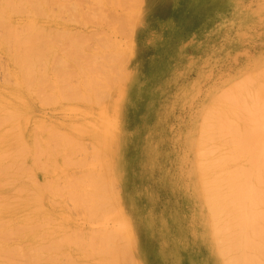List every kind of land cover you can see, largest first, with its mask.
<instances>
[{"label": "rangeland", "instance_id": "1", "mask_svg": "<svg viewBox=\"0 0 264 264\" xmlns=\"http://www.w3.org/2000/svg\"><path fill=\"white\" fill-rule=\"evenodd\" d=\"M48 11L51 17L39 19L47 32L42 30L41 50H49L45 51L48 57L43 58L44 51L40 57L48 62L44 64L42 59L41 67L45 66L38 74L40 83L34 94L25 90L20 105L25 125L24 163L33 169L27 173L26 182L30 185L31 174L39 175L41 182L56 180L57 175H77L69 180V189L81 192L93 182L87 194L80 193L90 199L88 193L93 187H99L100 180H109L99 163L100 156L93 151L94 143L107 154L106 170L110 171L108 159L117 166L113 186L111 178L109 186L120 198L118 202L115 195L114 204L111 197L106 199L107 204L101 199L103 208L91 210L89 216L85 199L77 206L65 187H46L42 204H33L37 221H28L25 232L10 243L21 250V263H153L154 249L163 240L171 245L173 231L182 244L185 264L193 260L195 264H221L208 224L219 215L220 208L215 205L219 201L208 202V208L196 198V141L199 127L212 121L204 119L218 112L210 117L211 108L221 106L231 110L229 115L233 109L240 113L239 118L248 116L247 122L240 119L236 126L245 125L244 131L232 127L244 134L240 135L244 153L237 150L240 138L233 139L236 134L232 137V130L227 131L233 139L228 138L232 141L227 144L235 153L230 160L236 167L231 172L238 179L241 173L234 168L241 167L252 184L262 181L264 0H56L49 4ZM10 22L23 24L17 16ZM0 34L6 48L0 51V107L9 108L17 104L13 95L17 92L16 68L9 35L2 28ZM229 95L233 100L239 97L240 107L227 99V109L224 99ZM215 126L214 136L220 133ZM32 133L40 139L42 151L36 150L39 156L35 146L28 148ZM69 137L84 144L70 155V163L63 148L72 141ZM214 138L216 144L224 140ZM3 150L0 147V152ZM90 172H101L102 176L92 177ZM207 172L223 175L217 167ZM61 182L59 179L62 186ZM105 193L101 191L102 196ZM46 211L56 219L54 228L73 235L110 232L120 238L109 245L112 254H95L73 242L66 244L56 233L49 236ZM206 212L212 217H205ZM33 236L37 253L31 251Z\"/></svg>", "mask_w": 264, "mask_h": 264}, {"label": "bare ground", "instance_id": "2", "mask_svg": "<svg viewBox=\"0 0 264 264\" xmlns=\"http://www.w3.org/2000/svg\"><path fill=\"white\" fill-rule=\"evenodd\" d=\"M55 1L56 0H0V27L2 28V30H6L7 34L9 35V42H11V59L13 60L16 68L15 83L17 87V92L13 93L14 99L17 104L9 108L0 107V147L4 148V150L0 152V264H22L21 261L23 256L21 250L18 247L11 246L10 243L14 238H16V235L19 236L20 234L25 232V225L28 221L30 222V224L34 223V220L37 221L38 218L36 216V210L33 204L39 201L40 204H42V192L43 189H46V187L48 188L53 184L55 185L52 186V189L54 190L65 187L71 192V194L69 195V199L77 206L85 199L86 207L88 208L87 210L90 211L88 213L89 216L93 214L91 210H100L103 208L101 199L105 201V204H107L106 199L108 197H111V202H113L114 204V196L116 195L118 202L120 198L119 194L117 193L118 191H115L114 194L112 188H110L109 186L110 178L112 179V182H110L113 186L112 183H114L113 180H115L113 178H116L114 174H117V172L115 171L117 169V166L113 163L112 159H108L110 163V171L108 172L106 170L107 160L105 159L107 158V154L105 151H102L100 149L99 146L101 145H95L94 143H91L94 148L93 151L100 156L99 163L102 162L101 165L105 169V177L109 180H100L99 187L94 186L93 192L91 191L88 193V195H92L90 199L86 195H82L80 193L85 192L87 194L88 190L92 188L94 184L93 182H91L90 184L91 187H84L81 192L74 193V191H71L69 189V180L77 178V175H57L56 180L47 181L48 179H46L44 182H41L39 180V175L31 174L30 185L26 182L27 173L29 172V170L33 169H31V167H27L24 163V151L26 144H24L22 137L25 131V125L24 114L21 111L22 107H20V105L23 103L25 90L29 91L30 94H34V90L38 86L37 84L40 83L38 82L39 78H41L38 76V74L39 72H42L40 71V68L42 69L43 66H45L44 64L48 62V60L47 62H45L46 60H44L43 58L48 57L49 53L47 55L45 51L49 52V50H41V48H43L41 47L43 42L41 44V41H39V39L43 35L42 30L43 32L45 31L40 25L39 19L43 16L47 18L51 17L48 11V6L50 3H54ZM132 1L140 2L141 0ZM14 16L19 17L23 21V24H12L10 21L13 20ZM115 18L120 19V17L118 16ZM44 33L46 34L47 32ZM4 47L5 44L3 42V36L0 34V51H5L6 48L4 49ZM41 51H44L45 54ZM40 56H43V58H41ZM42 59L44 62L42 61ZM41 61L42 63H44L42 67ZM34 80L36 81L34 82ZM231 98L232 97L229 95L224 100H233ZM238 99L236 98V100H233L235 101V104H237L236 106H239L240 103ZM242 100L243 102H245L243 98ZM225 101L222 104H225ZM228 104L229 102L227 101V104H225V106L229 110ZM247 106L250 107L251 105L247 104ZM212 107L214 108V106ZM220 107H216V110H213L211 108L210 111L213 112H210L208 114L211 117L213 113L218 111L216 115L213 114L216 120L213 118V115L211 118H209L208 116V119H204L206 121L214 120L218 122V125L216 123H214L213 125L212 121L211 123H205L206 126L202 124L205 128H207V132L206 130L203 131L204 127H199L200 136L196 141V157L193 166L195 178L194 182L197 195L196 198L202 205H206V203L209 205L208 202L213 203L215 200L217 202L219 201V203H216L215 205L217 206L216 208H220L219 211L218 209L217 211L218 214L221 215L219 217V215L216 214L218 215V217L215 216L212 221H208V224L211 229V232L210 230L209 232L213 235V246L217 250L218 256H220L223 260L221 264H264V176L262 178V181L256 180L255 182L253 180L254 184H252V178H249L243 171L242 173L240 170L241 167L234 168V170L236 171L239 169L237 171L238 174L241 173L238 179L236 178L238 176L236 175L235 177L231 172L235 163L233 165L230 159H234L235 153L230 149L229 142H231L234 138H236L235 140H237V138H240L238 139L239 141L237 140L236 142L237 144H239L237 146V150L239 151V154L244 153V151L242 150V146H245L243 144L244 141H242L240 137V131L237 130L241 125L238 128L236 126H238L240 119L245 120V118L248 116H246L245 118H239L238 115L240 113L237 110L236 111L239 114L235 113V111L233 112L232 107L234 106L231 107V115H229V111L231 110L227 111L225 107ZM251 108L252 107H250V109ZM259 109L258 111H262ZM226 111L228 113V116L224 115ZM241 113L243 115L242 111ZM223 117L225 118V121L223 120ZM226 119H228V121H226ZM228 122L230 124H227ZM215 125L219 126L217 128V133H220L219 135L216 134L214 136L216 132L214 131L213 126ZM225 125L226 127L224 128H226L227 130H224L223 128V126ZM229 126H231V128ZM244 126L242 125V128L239 129L243 130ZM208 127L210 128V130H208ZM232 127H236V131L235 129L232 130ZM221 129L224 131L222 132ZM228 130H232L233 133L232 131L231 133H229L232 135V137L234 136L233 134H236V137H233V139L229 138L231 136L229 135V133H227ZM212 131H214L215 133ZM225 134L227 135L226 139ZM30 137L31 143L29 144L28 148H30L31 146H35L34 151L37 150L38 152H41L42 148L40 146V139L38 135L32 133L30 134ZM214 137L218 138V140L222 137V139H224L225 141L219 140V143L217 142L218 144H216L215 142L217 139H215ZM228 138L232 140L228 141ZM70 139L72 141L69 140V142L65 143L64 147L62 146L65 152L67 151L66 159L69 161V163L71 162L70 155L72 153L75 154V152L78 149H81V146L84 145L82 142H80V139ZM12 147L14 148L10 149ZM50 150L51 149L49 148L48 151ZM37 151L35 152V154L36 156H39ZM50 153V156H52L53 154L51 151ZM259 163L263 165L262 172L264 174L263 160L259 161ZM73 164H77V160H74ZM216 167L220 168V170L223 171V175H215L213 172H207V170H211V168ZM47 173L48 172H46L45 175ZM89 176L100 177L102 176V173L99 172L97 175H95L90 172ZM59 179L63 182L62 186L59 184ZM258 181H261V183ZM40 184H43L45 186L40 187ZM257 186H259L258 189L256 188ZM101 191H105L106 193L102 196ZM113 204L112 208L114 209ZM219 204H221V207L219 206ZM208 205L207 207L210 208V205ZM208 208L207 210H209ZM214 208L215 206L213 207V212L211 211L212 209L209 211L214 213V211L216 210ZM45 210L46 209L39 211L41 213ZM109 212H111V209L108 211V213ZM211 212H206L207 214H205V217H212ZM46 213L44 214L46 215V219L48 221L49 228L47 229V232L49 236H55L56 234H58V238L61 242H65L66 244L73 242L85 249H91L95 254H106L108 253V251L109 254H112V251L109 250V245H111L112 242V244H114L116 240L120 238V236L113 235L110 232H81L78 235H73L66 229H62L60 227L54 228L53 221L56 219H54L53 215L49 214V212L46 211ZM222 226H224V230L228 231H224L222 229ZM221 229L225 233L222 232ZM32 240L34 243H32L33 250L31 251H33V253H37L39 248L37 247L38 244H36L35 236H33ZM114 255L115 251L113 256Z\"/></svg>", "mask_w": 264, "mask_h": 264}, {"label": "crops", "instance_id": "3", "mask_svg": "<svg viewBox=\"0 0 264 264\" xmlns=\"http://www.w3.org/2000/svg\"><path fill=\"white\" fill-rule=\"evenodd\" d=\"M172 226L175 227L173 222ZM148 229L151 231L149 227ZM172 232L173 231L170 232L171 245H168V242L165 240H163L164 242H160L159 247L154 249L155 261L153 263L149 261L148 264H185V255H183L180 251L182 244L180 243L177 234L175 232V234H173ZM192 264H195L194 260Z\"/></svg>", "mask_w": 264, "mask_h": 264}]
</instances>
